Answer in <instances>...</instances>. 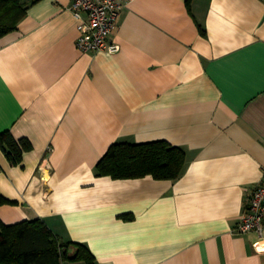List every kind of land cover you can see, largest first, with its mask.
<instances>
[{
    "label": "crops",
    "instance_id": "1",
    "mask_svg": "<svg viewBox=\"0 0 264 264\" xmlns=\"http://www.w3.org/2000/svg\"><path fill=\"white\" fill-rule=\"evenodd\" d=\"M31 1L0 38V132L33 144L0 147L2 220L97 264H264L235 230L264 178V0H120L113 54L76 48L73 0ZM153 140L185 150L177 179L97 175L113 143Z\"/></svg>",
    "mask_w": 264,
    "mask_h": 264
},
{
    "label": "trees",
    "instance_id": "2",
    "mask_svg": "<svg viewBox=\"0 0 264 264\" xmlns=\"http://www.w3.org/2000/svg\"><path fill=\"white\" fill-rule=\"evenodd\" d=\"M38 0H32L31 4ZM24 0H0V38L18 29L27 12ZM0 147L13 164L33 148L28 138H16L10 130L0 132ZM186 166L183 148L166 140L113 143L96 165L97 175L113 178L177 179ZM16 203L0 192V206ZM73 247V252L70 248ZM97 264L90 248L64 241L41 218L7 224L0 217V264H64L65 261Z\"/></svg>",
    "mask_w": 264,
    "mask_h": 264
},
{
    "label": "built area",
    "instance_id": "3",
    "mask_svg": "<svg viewBox=\"0 0 264 264\" xmlns=\"http://www.w3.org/2000/svg\"><path fill=\"white\" fill-rule=\"evenodd\" d=\"M123 8L120 0H73L71 10L79 20L76 48L83 53L119 52L122 46L112 34ZM235 230L254 234V249L264 253V178L246 198L245 211Z\"/></svg>",
    "mask_w": 264,
    "mask_h": 264
},
{
    "label": "rangeland",
    "instance_id": "4",
    "mask_svg": "<svg viewBox=\"0 0 264 264\" xmlns=\"http://www.w3.org/2000/svg\"><path fill=\"white\" fill-rule=\"evenodd\" d=\"M64 264H76V263H73V262H71V261H69V260H67V261H65V263ZM78 264H83V263H78Z\"/></svg>",
    "mask_w": 264,
    "mask_h": 264
},
{
    "label": "water",
    "instance_id": "5",
    "mask_svg": "<svg viewBox=\"0 0 264 264\" xmlns=\"http://www.w3.org/2000/svg\"><path fill=\"white\" fill-rule=\"evenodd\" d=\"M69 251H70V252H73V247H71Z\"/></svg>",
    "mask_w": 264,
    "mask_h": 264
}]
</instances>
